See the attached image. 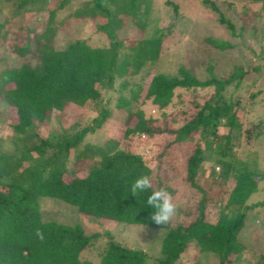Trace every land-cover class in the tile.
<instances>
[{"label":"trees","instance_id":"16d2710c","mask_svg":"<svg viewBox=\"0 0 264 264\" xmlns=\"http://www.w3.org/2000/svg\"><path fill=\"white\" fill-rule=\"evenodd\" d=\"M247 4L259 5L264 19V0ZM194 6L226 36H243L226 0H196ZM159 7L152 0H0V12L5 9L0 21V132L5 127L12 135L11 150L1 148L0 138V264H181L187 249L200 255L201 243L218 255L213 264H247L245 250L258 252L251 264H264V251L242 242L257 217L254 211L264 212V197L248 203L261 190L264 169L236 157L241 146L263 150L264 113L249 117L245 112L264 88L249 94L245 108L232 102L228 89L250 75L249 69L234 66L226 75H215L214 64L207 63L202 78L183 64L172 73L163 71L164 53L169 48L180 52L181 43L175 39L163 47L173 25L151 29V16L163 9L177 17L180 4L164 0ZM44 12L45 20L40 16ZM27 14L35 18L28 21ZM16 20L22 24L11 28ZM71 21L92 22L93 35L56 48L58 32ZM130 24L136 27L133 39L123 35ZM200 44L213 52L233 49L214 34L200 37ZM197 90L209 94L195 95ZM186 92L193 97L184 101ZM145 106L159 117L145 115ZM70 109L77 117L68 114ZM234 131L239 133L235 140ZM141 136L161 140L151 167H145L142 153L130 151ZM185 145L189 150H183ZM209 150L233 182L223 203H212L217 204L214 223L208 220L207 180L215 175L201 178L197 171ZM179 153L184 155L182 179L198 198L186 223L174 226L173 218L157 225L150 219L155 209L147 204L152 190L133 195L131 186L147 174L153 189L169 191ZM57 204L77 213L79 221L68 225L49 216ZM85 217L123 228L162 230L155 256L125 239L117 242L110 230L90 231ZM256 229L260 232L251 236L254 241L264 236L261 226Z\"/></svg>","mask_w":264,"mask_h":264},{"label":"rangeland","instance_id":"374dc122","mask_svg":"<svg viewBox=\"0 0 264 264\" xmlns=\"http://www.w3.org/2000/svg\"><path fill=\"white\" fill-rule=\"evenodd\" d=\"M81 1L86 0H72V2L75 4L80 3ZM152 1L154 2V6L159 9L160 4L164 0ZM177 1L180 4V12L177 17L166 13L163 14V9H161L159 12L155 11V14H152L151 16L152 24L149 26L151 29L157 27H166L171 24L173 25L174 29H172L170 36L162 40L163 47L167 48L171 46L175 39L181 43L180 52H176V49L173 50L174 48H169V52L164 53V57L161 59V66L163 68L162 70L167 73H172L173 69L178 64H183L185 68L191 69L192 73H194L198 78H202L205 75L203 71L204 65L207 63L214 64L215 75H226L230 70L233 69L234 66H241L244 69H249L250 75L242 80L235 89H228L232 102H238L241 106L247 108V105L250 103L248 101L249 94L259 90L260 88H264V19L260 14H258L259 5L249 6L247 4L248 0H226L230 5L228 10L229 14L232 15L231 19L236 25L237 31L242 30L241 32L243 34L241 38H231L223 33L221 26L217 24L212 18L210 19L208 14L200 13L199 9L194 6L196 0ZM4 15L5 9H2L0 12V21L4 19ZM40 16L44 20L47 18L45 12L41 13ZM26 17L28 21H31L35 18L34 15L29 14H27ZM21 24L22 20H16L15 23L12 24L11 28L15 26L17 27ZM135 29L136 27L130 24L123 31V35L127 36L129 39H133L137 36ZM93 33L94 25L92 22L89 21L86 24H82L80 22L71 21L69 22V27L58 32L54 44L56 48H62L67 42L73 40L74 38L91 37ZM211 34L222 37L224 40L228 41L233 46V49L227 50L225 52H213L209 51L206 47L201 46L200 37ZM248 50H251V52ZM170 51H172V53ZM256 64L260 65L261 67L259 72H253L251 70L252 66ZM195 93V95L209 94L205 90H197ZM110 96L112 97V100H116L115 94L111 93ZM182 97L183 100L186 101L189 98H192L193 95L186 92ZM174 100L177 103V99L175 98ZM177 104L179 105V103ZM142 109L145 115L150 114L153 117H159L158 112H156L154 109H151L149 106H145V108ZM77 113H75L72 109L68 111L69 115L72 114L76 117ZM261 113H264V94H260L256 97V103L253 105V107H251V109L245 112V115L250 117L253 114L255 117H257L261 116ZM92 114H90V116H92ZM90 116L83 119L87 122ZM10 120H13L12 114H10ZM238 135V131H234L235 138L233 140H235ZM11 136V132L4 127L0 132V138L3 139V143L1 145L2 149L11 150L12 144L8 139V137ZM141 138L145 142H142L141 140V143L135 145L130 151L134 153H142V155H144L143 157L147 159L151 167L154 164L152 157L158 153L161 140L156 138L153 141H146L144 137L141 136ZM262 139L261 145L263 146V150H261V147L259 146L255 152H252L247 150V147L244 148V146H241L236 150L237 159L245 161L248 163V166H250L249 162L253 160L260 170L264 169V136ZM182 148L183 150H189L190 146L185 145ZM254 148L255 146L251 150H254ZM179 152L182 153V150H179ZM209 152L212 151L209 150L203 152V162L199 165L197 171L201 178H207L210 173H214L215 175V179H213V181L207 180V185H209L208 188L210 189V202L207 206V208L210 210L208 220L209 222L214 223V220L217 216V204L213 206L212 203L214 199L216 202L219 201L223 203L228 191L233 186V182L229 178H226L225 173H223L219 166L214 163L216 154ZM255 157L259 158L255 160ZM183 158L184 155L182 154L178 156V164L172 175L174 179L171 180L170 185H167L169 192L172 193V195L174 194L173 198L178 205V210L173 221L174 226L178 223L184 224L189 221L188 219L191 216L192 208L195 206V202L198 198L197 193L192 189H189L182 179V174L184 173L182 171ZM67 166L68 168H71V163H68ZM223 179H225V181ZM259 186L261 190L254 193L249 198L248 203L253 202V200H261V198L264 197V181H262V183L260 182ZM53 209L54 212L51 210L49 216H53V218L60 222H65L68 225H74L79 221L80 216L71 209L65 208V206L57 204ZM254 212L256 213L257 217L252 219L251 222H253V225H251L252 227H250V230H246L244 232L242 236V242L248 244L251 247L258 246L259 249L264 251V236L259 235L256 241L252 240L251 238L254 233L260 232V229H256L257 227L261 226V229L263 228L264 230V212L260 211L259 214H257L258 212L256 211ZM90 219L91 218L85 217V222L88 224L90 231L96 232L98 228L110 230L111 235L114 236L117 242L121 243L125 239L127 242H129L126 244L130 245L132 242L135 244L134 246H139L142 251L149 253V255L153 257L155 256L158 240L163 234L162 230L144 226H129L128 228H123V226L120 224H115L114 222L106 221L104 219ZM200 247H202L203 250H201L199 256L197 254L198 251H195L194 249H187L188 251L183 256H181V264H196L198 261H200L201 264L215 263L218 255L206 250L210 249V245L207 243H201ZM242 254L243 257L248 260L247 264L253 263L254 259L259 256L257 251L251 253L245 250V252ZM148 264H154L153 260H149Z\"/></svg>","mask_w":264,"mask_h":264},{"label":"clouds","instance_id":"9594fccd","mask_svg":"<svg viewBox=\"0 0 264 264\" xmlns=\"http://www.w3.org/2000/svg\"><path fill=\"white\" fill-rule=\"evenodd\" d=\"M145 167H150L147 159H145ZM152 190L147 198V204L155 211L151 214L150 219L157 225H165L172 221L175 217L178 205L173 198L172 193L164 188L153 189L151 178L145 174L138 177L131 186V193L137 195L141 192ZM36 235L43 239V233L37 229Z\"/></svg>","mask_w":264,"mask_h":264}]
</instances>
